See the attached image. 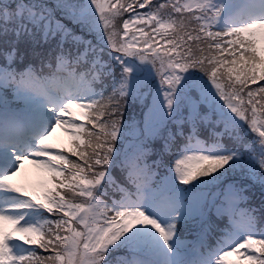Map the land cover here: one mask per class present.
I'll use <instances>...</instances> for the list:
<instances>
[{"label":"snow or ice","instance_id":"snow-or-ice-1","mask_svg":"<svg viewBox=\"0 0 264 264\" xmlns=\"http://www.w3.org/2000/svg\"><path fill=\"white\" fill-rule=\"evenodd\" d=\"M0 264H264V0H0Z\"/></svg>","mask_w":264,"mask_h":264},{"label":"rangeland","instance_id":"rangeland-1","mask_svg":"<svg viewBox=\"0 0 264 264\" xmlns=\"http://www.w3.org/2000/svg\"><path fill=\"white\" fill-rule=\"evenodd\" d=\"M29 179H31V180H35V179H37V177H36L35 175H30V176H29Z\"/></svg>","mask_w":264,"mask_h":264}]
</instances>
